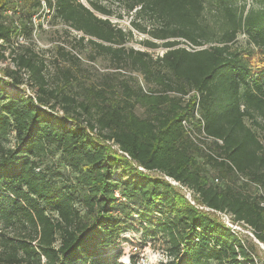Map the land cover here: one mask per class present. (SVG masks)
Returning a JSON list of instances; mask_svg holds the SVG:
<instances>
[{
	"label": "trees",
	"instance_id": "1",
	"mask_svg": "<svg viewBox=\"0 0 264 264\" xmlns=\"http://www.w3.org/2000/svg\"><path fill=\"white\" fill-rule=\"evenodd\" d=\"M86 2L0 0V51L9 47L15 65L3 74L20 85L24 70L34 88L18 95L0 88V264H120L128 228L141 231V247L162 235L168 259L158 264H255L253 247L200 206L243 221L264 244V143L256 132H264V67L253 70L236 44L244 35L264 54V0ZM40 9L80 32L76 41L91 45V60L107 56L146 87L118 70L119 79L78 83L80 57L63 45L56 46L63 60L46 75L45 59L14 42ZM111 15H127L130 27ZM134 30L147 36L144 46L163 51L126 47ZM195 110V126L222 140L208 144L216 156L182 124ZM56 151L73 174L68 182L42 166ZM133 213L137 227L128 223Z\"/></svg>",
	"mask_w": 264,
	"mask_h": 264
},
{
	"label": "rangeland",
	"instance_id": "2",
	"mask_svg": "<svg viewBox=\"0 0 264 264\" xmlns=\"http://www.w3.org/2000/svg\"><path fill=\"white\" fill-rule=\"evenodd\" d=\"M84 4H87L86 0H81ZM247 2H251V0H247ZM114 10H119V6L114 5ZM12 10L7 12V15L12 14ZM99 16L101 14L97 13ZM17 18V15H15ZM110 19L116 23L118 26L123 28H129V17L127 15L122 16L121 18L111 15ZM32 23L34 26L29 33L27 31L24 32H17L14 37V42L22 43L23 45L29 46L31 49L36 51L39 55H41L45 61L49 64L46 70V75H52L55 70L54 60L58 58L59 60H63V57L59 56L56 52L57 45H63L65 49L76 53L80 57V68L77 70V77L78 83H82L87 85L88 83H99L103 81L105 78L104 75H111L109 76L110 79H114L117 77H123L122 75L116 74L118 69L114 68L112 62L107 56L104 55H97L94 60L90 59V55L93 53L90 44L84 43L81 44L76 41V38L81 34L80 32L72 29L67 24H65L59 17H56L52 11L42 10L40 9L35 15L32 16ZM146 35L134 30L133 39L126 41L125 46L129 47L132 46L134 48L145 49L153 54L161 53L163 51L162 46H158L156 48H150L144 46L140 41ZM16 43H13L15 45ZM237 46L243 50V55L248 58L249 64L253 68V70H257L259 68L264 67V54H262L258 49L252 47V45L247 41L244 35H238L236 40ZM2 53H4L2 56ZM9 47L5 51H0V88L5 89L9 93L13 94H33L34 88L31 87V84L28 82V72L22 70L21 72L24 83L20 85H16L12 83V80L3 74L2 68L9 67L15 68L10 56H9ZM75 69V70H76ZM123 75H129L131 77H136L141 84L146 87L145 82L142 80V77L135 73L124 72V70H118ZM133 79V78H132ZM116 81V80H115ZM51 82V81H50ZM52 83V82H51ZM77 84L75 83V88ZM136 113L139 115H145V111L142 107L137 106L135 109ZM61 113V111H58ZM246 123L250 125V121L245 118ZM71 121H69L70 123ZM258 137L264 143V132L256 129ZM13 138V135H11ZM13 141V140H12ZM11 141V144L13 143ZM42 166H47L58 169L61 171L62 175L58 176V181L61 182H68L69 179H72V173L69 169L63 164L59 157V152L56 151L53 154H48L43 157ZM147 174L153 177H159L161 174L158 171H145ZM119 175V171L116 172V176ZM167 179V178H166ZM184 194H186L183 190H181ZM260 193V190H258ZM262 192V191H261ZM191 199L195 202L193 195L191 194ZM217 216V215H216ZM134 219H129L128 223H131L134 227L138 226V219L137 216H133ZM220 218L219 216H217ZM221 219V218H220ZM245 229L239 230L237 234L242 237L244 242L250 247H253V251L255 254V259L258 262L264 263V244L257 240L254 236H252L249 232ZM143 239L142 233L140 230L135 229H127L126 231L122 232L121 239H120V257L119 263L120 264H130V249L131 244L133 241H137ZM146 242L142 243L144 248L141 247L140 254L142 259L140 264H158L160 260L161 248L164 246V238L161 234H158V237H146ZM144 242V241H143ZM139 255V254H138ZM136 264H139L138 262Z\"/></svg>",
	"mask_w": 264,
	"mask_h": 264
},
{
	"label": "built area",
	"instance_id": "3",
	"mask_svg": "<svg viewBox=\"0 0 264 264\" xmlns=\"http://www.w3.org/2000/svg\"><path fill=\"white\" fill-rule=\"evenodd\" d=\"M187 48H189V46H187ZM190 49V48H189ZM194 91H191L190 93H193ZM187 96V95H186ZM199 115L198 113L196 112V110L194 111V117L191 119H183L182 120V124L184 126V128L186 129L188 135L191 137L192 140H194V142L200 146L201 148H203L204 150H206L207 152H209L211 155L213 156H216L213 151L210 149V147L208 146L209 143H212V142H218V143H222V140L221 139H218V138H215V137H212L208 134H206L202 128L198 129L197 126H195V118H198ZM141 168V167H139ZM142 169V168H141ZM169 181H171V183H173L174 185L178 186L181 190H183L186 194L185 196L192 202L194 203V201L191 199V191L190 189H188L186 186H183L181 185L179 182L175 181V180H172L171 178H168L166 177ZM214 181L215 182H218L219 179L217 177L214 178ZM260 190V189H258ZM116 195L119 196V193L116 192ZM122 200H124V198L121 197ZM200 208H205L206 210H209V211H213L215 212L220 218L222 221H224V223L230 227V229L237 233L239 232V230L241 231L242 229L244 230L245 228L244 227H247L246 231L249 232L252 236H254L253 232H252V228L250 226H248L246 223H244L243 221H233L230 217L229 214L225 213V212H221V211H216L214 209H211L209 207H203V206H200ZM255 237V236H254ZM144 248V246L142 247ZM140 249H141V246L139 245V240L137 241H133L132 244H131V249H130V252L132 255H135V258H136V261H135V264L138 262L139 264L141 263L140 261L143 260L142 259V256L140 254ZM161 257H160V261H166L168 259V255L167 253L164 251L163 248H161ZM139 254V255H138ZM158 262V263H159ZM255 264H264L262 262H258L256 259H255Z\"/></svg>",
	"mask_w": 264,
	"mask_h": 264
}]
</instances>
